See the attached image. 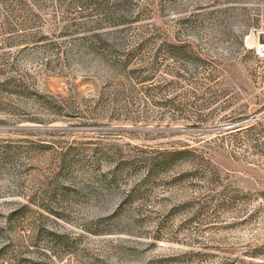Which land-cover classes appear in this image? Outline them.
Here are the masks:
<instances>
[{"label":"rangeland","instance_id":"rangeland-1","mask_svg":"<svg viewBox=\"0 0 264 264\" xmlns=\"http://www.w3.org/2000/svg\"><path fill=\"white\" fill-rule=\"evenodd\" d=\"M264 0H0V264H264Z\"/></svg>","mask_w":264,"mask_h":264},{"label":"built area","instance_id":"built-area-1","mask_svg":"<svg viewBox=\"0 0 264 264\" xmlns=\"http://www.w3.org/2000/svg\"><path fill=\"white\" fill-rule=\"evenodd\" d=\"M258 53L261 57H264V47H262Z\"/></svg>","mask_w":264,"mask_h":264}]
</instances>
